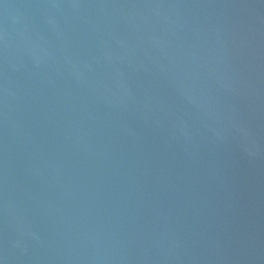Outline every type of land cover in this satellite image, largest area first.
Returning a JSON list of instances; mask_svg holds the SVG:
<instances>
[{
    "label": "water",
    "instance_id": "1",
    "mask_svg": "<svg viewBox=\"0 0 264 264\" xmlns=\"http://www.w3.org/2000/svg\"><path fill=\"white\" fill-rule=\"evenodd\" d=\"M0 264H264V0H0Z\"/></svg>",
    "mask_w": 264,
    "mask_h": 264
}]
</instances>
